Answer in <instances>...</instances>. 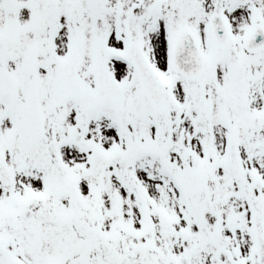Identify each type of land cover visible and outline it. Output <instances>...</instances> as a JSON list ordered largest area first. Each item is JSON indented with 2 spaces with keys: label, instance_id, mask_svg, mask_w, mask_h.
Instances as JSON below:
<instances>
[{
  "label": "snow or ice",
  "instance_id": "1",
  "mask_svg": "<svg viewBox=\"0 0 264 264\" xmlns=\"http://www.w3.org/2000/svg\"><path fill=\"white\" fill-rule=\"evenodd\" d=\"M0 264H264V0H0Z\"/></svg>",
  "mask_w": 264,
  "mask_h": 264
}]
</instances>
